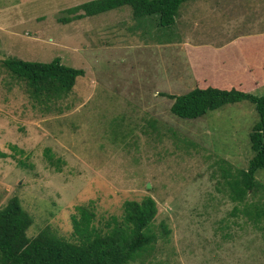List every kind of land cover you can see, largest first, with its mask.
<instances>
[{
	"label": "rangeland",
	"instance_id": "1",
	"mask_svg": "<svg viewBox=\"0 0 264 264\" xmlns=\"http://www.w3.org/2000/svg\"><path fill=\"white\" fill-rule=\"evenodd\" d=\"M89 1L0 0V62L58 58L84 73L46 111L0 66V208L16 197L32 218L27 237L46 226L68 237L76 206L99 225L149 196L155 242L128 264H264V217L251 221L220 177V160L247 168L253 105L188 120L166 96L204 86L264 95V0H187L170 27L127 6L63 12ZM254 178L264 185V169Z\"/></svg>",
	"mask_w": 264,
	"mask_h": 264
},
{
	"label": "trees",
	"instance_id": "2",
	"mask_svg": "<svg viewBox=\"0 0 264 264\" xmlns=\"http://www.w3.org/2000/svg\"><path fill=\"white\" fill-rule=\"evenodd\" d=\"M185 1L92 0L63 12L72 20L127 6L133 19L155 16L158 26L170 27L179 5ZM0 66L11 82L24 85L31 103L46 111L50 103L66 98L76 78L84 74L82 69L64 66L58 58L48 63L8 58L2 60ZM166 96L172 100L170 113L188 120L202 117L225 104L247 101L253 105L258 119L248 134L252 157L247 168L230 171L229 164L220 160V177L228 188L230 199L243 203L241 211L251 221L258 222L264 217V202L259 201L261 196L249 203L245 200L249 195L264 194V185L254 178L255 171L264 169V95L254 96L237 87L204 86L194 87L184 94ZM44 156L51 165L58 162L53 161L49 149H45ZM5 157L6 154L0 151V158ZM75 211L77 215L71 216L68 237L46 226L30 238L26 236V230L32 218L16 197H10L0 208V264H128L152 249L155 235L150 226L156 205L149 196L138 202L125 200L120 216L111 215L99 225L94 222L95 215L88 206H76Z\"/></svg>",
	"mask_w": 264,
	"mask_h": 264
},
{
	"label": "crops",
	"instance_id": "3",
	"mask_svg": "<svg viewBox=\"0 0 264 264\" xmlns=\"http://www.w3.org/2000/svg\"><path fill=\"white\" fill-rule=\"evenodd\" d=\"M196 44H197V43L193 44V46H190V45H189V46H190L192 49H195V48H196ZM200 68H201V65L198 66V69H200ZM193 69L195 70V72H197V70H196V68H195V64H193ZM204 81H205V80H204ZM204 81H203V82H204Z\"/></svg>",
	"mask_w": 264,
	"mask_h": 264
}]
</instances>
